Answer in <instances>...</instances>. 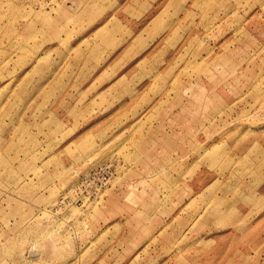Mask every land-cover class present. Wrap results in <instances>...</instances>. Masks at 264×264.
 Wrapping results in <instances>:
<instances>
[{
    "label": "rangeland",
    "instance_id": "obj_1",
    "mask_svg": "<svg viewBox=\"0 0 264 264\" xmlns=\"http://www.w3.org/2000/svg\"><path fill=\"white\" fill-rule=\"evenodd\" d=\"M262 1L0 0V151L4 152L0 154V264H86V260L93 259L97 253L82 245L88 237L85 232L98 225L102 211L116 208L120 198L141 217L142 212L150 210L151 196L166 194L168 189L151 184L150 171L129 169V165L136 162L150 163L151 156L146 153L151 147L150 138L143 140L141 154L130 153L131 148L135 151V143L126 140L106 161L88 170L69 168L49 173L34 166L35 155L30 156V152L37 142L23 131V121L30 115L35 116L30 113L32 109H39L26 105L27 99L40 97L38 92L24 89L26 84H33L30 76L22 74L28 56L37 48L38 39L34 42L32 39L38 37L40 29L34 26L39 23L42 34L52 39L62 33L64 50L73 49L75 56L80 54L90 59L95 64L90 69H101L104 75L98 83L111 79L116 85L126 84L132 88L142 85L144 106L148 104L143 114L147 118L179 114L173 119L174 125L173 120L167 123L166 118L163 119L159 123L160 131L167 130L168 126L182 130L187 125L192 142L204 147L210 145L212 136L218 133V160L227 162L222 139L234 137L232 141L237 148L247 139L257 140L246 138L245 132L256 133L262 125L257 121L262 119L256 116L264 114V57L261 47L251 55L243 53L234 63L231 57L226 59L219 55L218 44L210 41L215 34L228 31L227 12L218 19H209L205 25L201 22L210 13L209 9L223 7L224 2ZM150 24L149 36L140 37L142 28ZM137 31L139 37L135 35ZM119 32L124 34V40L116 37ZM189 36H193L195 42L189 41ZM199 52H202L201 57ZM240 67H255L258 74L255 78L238 74ZM218 68H229L228 80L231 82L234 76L236 85L246 84L247 78H252L251 88L235 93V102L231 105L218 107V92L204 90L205 84L218 83ZM40 77L36 76V81ZM168 94L171 96L169 106ZM183 95L193 99V105L185 108L191 118L187 124L182 122ZM246 98L251 105L241 104ZM247 116L250 118L246 119ZM14 121L16 127L13 128ZM10 130L9 135L16 139L5 142L3 135L6 137ZM231 130L233 135L223 132ZM202 134L206 138L199 139ZM159 143L161 147L166 140L159 139ZM84 146L89 147V144L84 143ZM248 162L251 164L246 157L237 160L236 165L241 169L235 177H247ZM110 163L116 169L109 186L95 199L75 203L72 197L77 178ZM46 165L55 166L50 161ZM174 190L178 192V188Z\"/></svg>",
    "mask_w": 264,
    "mask_h": 264
},
{
    "label": "crops",
    "instance_id": "obj_2",
    "mask_svg": "<svg viewBox=\"0 0 264 264\" xmlns=\"http://www.w3.org/2000/svg\"><path fill=\"white\" fill-rule=\"evenodd\" d=\"M209 10L202 25L209 19H218L223 12L229 16L228 31L215 34L210 41L218 44L221 57L229 56L234 63L243 53L251 55L259 47L264 57V0L248 4L224 2L223 7ZM150 26L142 28L140 37L149 36ZM34 28L41 30V25ZM40 30L38 37L32 39H38L37 48L28 56L22 71L33 84H26L24 89L38 92L40 97L27 99L26 105L39 109H32L30 113L35 116L23 121V131L37 142L30 152V156L35 155L34 166L49 173L69 168L88 170L106 161L126 140L135 143V151L131 148L130 153L141 154L143 140L150 138L151 147L146 152L151 156L150 163L136 162L129 169L150 171L151 184L168 188L166 194L151 196L150 210L142 212L141 217L120 198L116 208L102 211L98 225L85 232L88 237L82 245L97 253L86 264H264V114L256 116L262 119L257 120L262 125L256 133L245 132L246 138H257L256 141L247 139L237 148L234 137L221 140L226 147L227 162H223L218 160V133L204 147L192 142L187 125L182 130L168 126L160 131L163 119L170 123L179 114L147 118L143 114L148 104L144 106L142 85H116L111 79L98 83L104 75L101 69H90L95 66L90 59L75 56L73 49L64 50L62 33L52 39ZM117 36L124 40L123 33ZM188 40L193 42V36ZM241 43L251 46L247 48ZM199 53L201 57L202 52ZM240 68L238 74L254 78L258 74L255 67ZM262 71L264 81V67ZM229 74V68H218V83L204 86L205 91L209 88L218 92V107L233 104L235 93H243L252 86V78H247L246 84L236 85L234 76L229 82ZM36 76H41L38 82ZM262 100L264 106V92ZM170 101L168 94V106ZM192 103L193 99L183 95V123L191 121L185 108ZM244 103L251 105L249 98L241 104ZM10 133L11 130L6 137L3 135L5 142L16 139ZM202 137L206 135L198 136ZM180 138L182 142L178 141ZM159 139H165V145L160 147ZM245 157L251 162L247 163V177L237 178L241 168L236 162ZM48 161L55 166L46 165Z\"/></svg>",
    "mask_w": 264,
    "mask_h": 264
},
{
    "label": "built area",
    "instance_id": "obj_3",
    "mask_svg": "<svg viewBox=\"0 0 264 264\" xmlns=\"http://www.w3.org/2000/svg\"><path fill=\"white\" fill-rule=\"evenodd\" d=\"M114 170L113 164L110 163L97 166L87 173L81 174L77 178L73 189V201L81 203L84 200L95 199L98 194L109 186Z\"/></svg>",
    "mask_w": 264,
    "mask_h": 264
}]
</instances>
